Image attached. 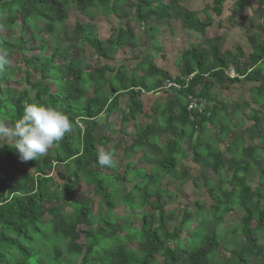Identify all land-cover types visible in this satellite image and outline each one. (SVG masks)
<instances>
[{
  "label": "trees",
  "instance_id": "1",
  "mask_svg": "<svg viewBox=\"0 0 264 264\" xmlns=\"http://www.w3.org/2000/svg\"><path fill=\"white\" fill-rule=\"evenodd\" d=\"M224 2L212 0L211 4H205L201 8L204 19L199 18L196 10H184L180 18L182 27L204 34L221 19ZM256 2L259 8L263 7L264 0ZM72 4L82 15L96 7H107L109 13L121 17L128 13L120 9L125 5L133 14L125 28L113 30L111 46L107 49L80 21L73 25L74 43L49 47L41 34L55 35L56 29L62 28L68 19L67 9ZM235 4L244 6L246 2L239 0ZM170 17L169 4H154L151 0H0V50H6L9 59L15 49L26 48L29 41V49L38 50L37 54L21 56L15 65L10 62L0 70V119L15 122L23 112L24 102L36 101L65 112L84 129L74 126L47 156L26 163H17L18 153L14 148L7 144L0 148V264H73L76 260L77 264H231V254L243 264H252L245 254L253 256V264H264V244L255 249L235 250L225 248L216 231L204 233L201 226L205 221L198 210L200 207L185 210L179 224L171 227L172 214L166 212L162 204L166 190L160 183L169 176L178 178L180 187L187 177L186 168L179 171L177 165L187 134L197 133L189 147L193 163L203 159L208 165L211 163L208 155L219 152L217 145L205 149L203 141L206 124H217L227 115L212 95V79H222L225 70L233 68L244 80L264 82V11L257 25L261 36L258 35L251 46L244 67L239 47L234 54L227 50L222 52L218 43L210 44L206 52L192 44L179 56L180 72L174 77L166 69L158 68L152 58L141 60L138 67L142 73L126 72L123 65L114 68L106 63L85 69L78 54L64 62L56 61L59 54L68 55V47L75 46H88L97 57L111 59L123 45L134 44L130 22L145 24ZM14 30L20 33L12 38L9 33ZM26 32H29L27 36ZM62 48L65 50L61 51ZM23 53L21 50L20 55ZM34 74L41 80L31 83ZM239 77L228 78V84L239 82ZM43 81H46L44 85ZM167 82L183 86L169 90L174 93L179 110L175 117L166 114L160 131L170 138L159 146L156 162L148 172L135 169L132 156L139 150L142 152L139 159L145 160L149 155L144 148L154 142L159 129L156 119L148 125L137 124V117L143 113L141 96L143 92H158ZM12 83L23 89L10 87ZM89 87L91 93L87 97ZM252 91L251 101H262L259 97L264 96V85L252 87ZM190 96L213 104L204 112H189ZM123 97L126 104L120 107ZM260 107L264 109V102ZM260 112L250 111L249 119L254 123L257 138H248L249 142L230 133L228 122L217 133V141L225 144L229 155L224 157L219 169L230 172V188H213L204 181L213 200L210 216L216 223H221L235 204L246 205L237 234L250 244L258 242L259 235L264 237V160L260 165L262 178L256 186L252 188L246 181L251 162L259 149L264 150V113ZM100 118L104 120L98 126ZM117 118L120 127L116 133H122L123 138L133 136L135 140L122 148L124 158L118 165H123V172L120 173L117 166L110 168L111 175L101 172L103 167L97 162V150L103 146L115 154L116 147L109 146L105 132L114 133L113 123ZM129 124L133 127L131 133L124 131ZM96 125L105 127V134L96 136L93 133ZM229 133V138L223 136ZM135 174L143 178L130 190H125L124 183ZM80 184L91 186L93 193L99 196L96 210L90 197L75 198ZM251 199H254L253 207L247 204ZM117 204L127 208L131 220L126 225L112 216ZM102 205L108 208L103 213ZM133 218H138L139 224L132 221ZM95 222L103 225L93 230Z\"/></svg>",
  "mask_w": 264,
  "mask_h": 264
},
{
  "label": "rangeland",
  "instance_id": "2",
  "mask_svg": "<svg viewBox=\"0 0 264 264\" xmlns=\"http://www.w3.org/2000/svg\"><path fill=\"white\" fill-rule=\"evenodd\" d=\"M154 4H169L171 7V17L169 19L165 18L162 20H152L151 22H147L145 24L133 23L130 22L129 26L133 31L135 36V42L133 45H123L120 49L116 51L113 58L104 59L97 57L92 49L88 46L83 47H68L69 53L68 55L59 54L56 57L57 62L67 61L70 57L76 56L78 54V58L82 61L81 66L85 69L88 66L98 67L102 64H110L113 65L114 68H117L119 65H123L125 67L126 72L134 71L135 73H142L139 70V63L143 59L152 58L153 63L161 68L169 71L172 77L176 76L180 72L179 68V56L188 49L192 44L197 45V47L206 52L207 48L210 44L218 43L220 45L221 50H227L236 53L235 48L239 47L242 50L243 57L241 58V66H246L247 55L251 50V46L256 42L257 36H261V32L257 29V25L261 22V15L264 11V5L262 8H259L256 0H244L246 4L244 6L236 5L235 3L239 0H225L223 4L222 17L220 20L215 21V23L207 29L204 34H199L197 32L191 31L182 27L180 23V18L184 10H196L199 12L198 16L201 19L205 18L204 13L201 11V8L205 4H211L212 0H183L181 2H177L176 0H151ZM243 1V0H242ZM124 12H128L126 15L121 17H116L114 14L109 13L107 7H96L88 11L87 14H80L74 8V5L68 6L67 15L68 19L65 21L64 26L62 28L56 29L55 35L49 34H41V37L48 42L49 47L57 46L58 44L70 45L75 42V35L73 32V25L76 21L83 22L86 27L89 29V32L95 34L99 37L105 49L111 46V40L114 36V29L123 27L125 28L127 24V19L133 14V10H130L128 5L121 6ZM19 30L11 31L9 34L11 37H15L19 35ZM29 33V32H28ZM26 32L25 36L28 35ZM31 46V42L29 41L26 44V48L20 49L17 48L13 52L14 54L10 57V62L15 65L21 58V56L28 57L29 55L37 54L38 50L29 49ZM24 52L20 55V51ZM65 48H62L61 51H64ZM80 52L82 55H80ZM241 67V68H242ZM228 70V69H227ZM225 76V75H223ZM226 77V76H225ZM223 77L227 82L228 79ZM41 78L37 74H34L31 77V83L39 82ZM47 81V80H46ZM43 81V85L46 83ZM229 83V82H228ZM258 85V83H252L250 81L241 79L237 84H224L219 86L217 89L221 91L223 94L222 101L226 100V104L229 106L234 118L231 117V121L228 117L225 119V122H228V127L231 128V123L233 124V128L236 127L235 124L241 122V127L247 124L249 120L248 114L249 111L245 110V107L241 106L245 105L246 102H249L250 97L254 95L252 91L253 85ZM10 87L16 88L18 91L23 89V86H19L17 83H12ZM161 92V91H160ZM91 93V88L86 91V96L88 97ZM170 96L166 97V94ZM165 93L149 95V100L144 98L145 108L149 110L152 102L155 103V110L153 112H147L142 115V117L137 118L136 122L140 126H144L142 124L149 123L156 119L158 124L164 123V118L166 114L174 115V112L170 109L167 111L166 101L173 100L174 93L167 91ZM263 97V98H262ZM264 102V96L261 95L259 97ZM229 99V100H227ZM230 99L232 101H230ZM257 99V97H256ZM126 104V98H121L120 107ZM177 107V103H175ZM236 108V109H235ZM247 111V112H246ZM243 112V113H242ZM244 112H246L244 114ZM176 113V111H175ZM262 113V112H260ZM177 114V113H176ZM224 116H227L226 114ZM104 120V119H103ZM119 118L114 120V133L111 134L107 132L105 127L104 130H99V125L103 124V121L100 124H97L94 127L93 133L96 136L103 135L105 133L108 138L109 146L116 147L115 156L116 159L121 161L123 156L122 148L123 146H128L132 143V137L128 136L127 138H123L119 132L116 133V130L119 129ZM225 124V123H224ZM135 126V123L133 124ZM240 124H238L239 126ZM226 126V125H225ZM239 127V128H241ZM161 126H159L158 131ZM104 131H106L104 133ZM125 132L131 133L133 131V127L129 124L128 127L124 128ZM250 131L254 132L253 127L251 126ZM232 131H230L231 133ZM229 134H223L224 137H229ZM246 133V135L248 134ZM257 133V131H256ZM257 138V137H256ZM164 138H158L159 146L164 142ZM247 139V140H246ZM245 140L248 141V138ZM116 140H119L116 143ZM191 139H187V143H183L181 146L182 156L178 160V168L179 171L181 168H186L187 177L181 182L182 185L179 187L180 182L179 179H173L169 176L165 177L161 180V187L163 190H166V194L163 196L162 204L165 207L166 212H170L172 214V221L170 223L171 227H176L179 224L180 218L182 217L185 210L194 211L198 209L202 214L203 222L202 230L204 233H211L216 231L221 238V243L225 248H234L235 250H243V249H255L257 246L264 244V237L258 236V242L255 244L247 243L246 240H243V236L240 237L237 233L241 228V220L244 216V203L235 204L228 214L223 217L221 223H216V221L211 218L209 207L212 205L213 200L209 196L207 189L204 185V181H208L209 185L213 188H217L219 186L224 187V189H229L228 180L230 178V172H228L224 168H220L221 164L224 162V157L229 156L227 151L225 150V144L218 142L216 138H205L204 147L207 149L208 147H214L216 144L219 146V152L208 153L207 155L211 159V163L205 165L204 160H200L199 163L195 164L191 160V152L189 150ZM256 141V140H255ZM249 142V141H248ZM0 143H4V141H0ZM245 145V143H244ZM242 146V145H241ZM4 144L0 146L3 148ZM103 146H100L101 148ZM151 151L147 153V148H144V151L147 153L148 157H144L145 160H140L139 157L142 152L136 151L132 156L134 161V168L141 169L144 171H149L150 168L155 164L156 155L159 152L158 146H155L156 152L153 147H151ZM239 151V150H238ZM237 151V152H238ZM161 152V150H160ZM240 154V153H239ZM264 160V150L261 148L257 152L256 158L251 162V167L249 172L246 174L247 183L253 188L259 182L260 178H262V171H260V165ZM127 161V159H124ZM20 160L17 158V163L19 164ZM209 162V161H208ZM119 166V172H123V165ZM101 172L112 175V170L110 168L103 167ZM143 176L139 174H135L131 176L125 183L124 189L130 190L132 186L136 183H139ZM162 179V178H161ZM78 195L75 197L77 200H83L87 197L91 198L93 203L94 210L98 208V204H100V198L98 195L93 193V189L91 186H87L84 184H80ZM250 207H253L254 199H251L247 203ZM102 213L105 212L108 208L102 205ZM112 216L118 222H122L124 225L128 224L131 218H129L127 213V208L123 204H117V206L113 209ZM135 223L139 224L138 218H133ZM103 225L102 222L93 223V230L97 226ZM192 225L195 226V223ZM254 221L251 225V229H253ZM171 229V228H170ZM245 257L253 264V256L250 254H245ZM231 264H243L235 254L230 255ZM218 261V260H217ZM78 261L76 260L77 264Z\"/></svg>",
  "mask_w": 264,
  "mask_h": 264
},
{
  "label": "clouds",
  "instance_id": "3",
  "mask_svg": "<svg viewBox=\"0 0 264 264\" xmlns=\"http://www.w3.org/2000/svg\"><path fill=\"white\" fill-rule=\"evenodd\" d=\"M9 65L8 52L0 50V70ZM74 126L84 130L82 124L73 122L58 108L45 106L36 101L31 103L25 101L23 112L15 122L0 119V141H4L0 146L7 144L14 148L22 163L39 160L47 156L49 150L57 145L66 133L73 131ZM97 162L101 167L112 169L119 164L115 154L103 147L97 150Z\"/></svg>",
  "mask_w": 264,
  "mask_h": 264
},
{
  "label": "crops",
  "instance_id": "4",
  "mask_svg": "<svg viewBox=\"0 0 264 264\" xmlns=\"http://www.w3.org/2000/svg\"><path fill=\"white\" fill-rule=\"evenodd\" d=\"M215 43V42H214ZM221 49V48H220ZM222 52L223 51H225V50H221ZM159 68V67H158ZM169 72V71H168ZM170 74V73H169ZM179 74V73H178ZM177 74V75H178ZM171 75V74H170ZM225 78H227V77H225ZM228 79V78H227ZM241 79H243V78H240V80ZM239 80V81H240ZM213 84H214V87H213V92H212V95H213V97H214V99L216 100V102H219L218 104H220L219 106H220V108L222 109V110H225V111H227V116H223V117H221V119L219 120V122L217 123V124H214V125H210V124H206V126H205V128H204V135H203V141L205 140V138H217V133H218V131H220V129L221 128H223V125H224V123H225V119L228 117V119H230L231 120V117L232 118H234V115L236 114V113H234V114H232V112H231V110H230V108H229V106L226 104V100H224V101H222V98H224L223 97V94H222V92L221 91H218L219 89H217L219 86H221V85H224V84H228V82L225 80V79H212V81H211ZM238 82H236V83H234V84H237ZM253 83V82H252ZM229 85V84H228ZM259 85H264V82H262V83H258V85L257 86H259ZM252 87H256V85L254 84ZM161 91V92H160ZM160 91H158V92H149V93H146V92H144L143 94H142V96H141V101H142V104H143V113L141 114V115H139L137 118H140V117H142V115L143 114H145V113H147L148 111L149 112H153V110H155V107H154V105H155V103L154 102H152V105H150V107H149V110H147V108H145V104H144V98L146 99V100H149V98H148V96L149 95H158V94H161L162 92L163 93H165L166 94V92L167 91H169V90H166V89H161ZM166 97H170L169 95H168V93L166 94ZM173 100H167L166 101V108H167V111L168 110H172L173 112H174V117L177 115L176 113L178 112V103L175 101V99L174 98H172ZM227 100H229V99H227ZM250 101L249 102H246V104L245 105H241V106H243V107H245V109L243 110V111H245V110H247V111H251L252 109H254V110H260V111H262V114L264 113V109H262L261 107H260V103H261V101H259V102H252L251 100H252V98L250 97V99H249ZM230 101H232L231 99H230ZM175 103H177V107H176V105H175ZM211 104H213V103H211ZM211 104H209L208 103V105L210 106ZM236 109V108H235ZM175 111H176V113H175ZM246 111V112H247ZM246 112H244V114L246 113ZM224 113V112H223ZM243 113V112H242ZM225 114V113H224ZM249 115V114H248ZM155 118H153V120H154ZM152 120V121H153ZM249 121L248 122H246L247 124H245V125H243V127H241V122L240 123H238V124H240L239 126H238V124H235L236 125V127L235 128H233V124H232V127H231V129H232V133H235V134H238V135H240V136H242L243 138H256L257 137V133H256V128L254 127V123H253V121L252 120H250V119H248ZM151 121V122H152ZM151 122H149V123H145V124H142V125H148V124H150ZM99 123H101V122H99ZM165 124L163 123V124H158L157 123V126H164ZM251 126L253 127V129H254V132H252V131H250V133H248L249 132V130H251ZM239 127H241V128H239ZM101 130H104V129H102V128H100L99 127V130L98 131H101ZM246 133H248L247 135H246ZM196 136H197V133L196 132H193L191 135H189V134H187L186 136H185V140H184V144L185 143H187V139L188 138H190L191 139V141H190V143H192V141L196 138ZM128 136H126V137H124V138H127ZM130 137H132V138H134L133 136H130ZM156 139L154 140V142L151 144V145H149V146H147L148 147V149H147V153H149V150L151 151V147H153V149H154V151L156 152V149L154 148L155 146H158V148H159V143H160V141L158 142V138H164L163 140L165 141L166 140V138H170V136L167 134V133H163L162 131H157L156 132V137H155ZM225 138H229V137H225ZM182 143V144H183ZM164 144V142L162 143V145ZM217 145V144H216ZM215 145V146H216ZM183 146V145H182ZM146 147V148H147ZM208 149V148H207ZM221 149V148H220ZM181 152H182V149H181ZM183 153V152H182Z\"/></svg>",
  "mask_w": 264,
  "mask_h": 264
},
{
  "label": "built area",
  "instance_id": "5",
  "mask_svg": "<svg viewBox=\"0 0 264 264\" xmlns=\"http://www.w3.org/2000/svg\"><path fill=\"white\" fill-rule=\"evenodd\" d=\"M224 73H225V76L228 77V78L239 77L234 69H229V70L225 71ZM191 76L192 75H190V76H188L186 78V84L189 81V79L191 78ZM239 78H241V77H239ZM172 87L177 89V90L180 89V88H183V86L180 85L177 82H167V83L164 84L162 89L168 90V89H170ZM208 106L209 105H208L206 100H204L202 98L190 96L188 104H187V110L189 112H192V111L196 110L199 113H201V112H204L205 108L208 107ZM190 118L192 119V117H190Z\"/></svg>",
  "mask_w": 264,
  "mask_h": 264
},
{
  "label": "water",
  "instance_id": "6",
  "mask_svg": "<svg viewBox=\"0 0 264 264\" xmlns=\"http://www.w3.org/2000/svg\"><path fill=\"white\" fill-rule=\"evenodd\" d=\"M104 118H100L99 122H102Z\"/></svg>",
  "mask_w": 264,
  "mask_h": 264
}]
</instances>
